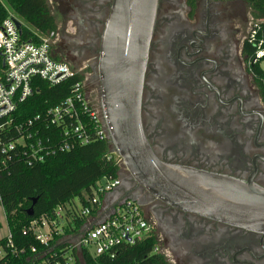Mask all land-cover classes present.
<instances>
[{
	"label": "flooded vegetation",
	"instance_id": "af4514ba",
	"mask_svg": "<svg viewBox=\"0 0 264 264\" xmlns=\"http://www.w3.org/2000/svg\"><path fill=\"white\" fill-rule=\"evenodd\" d=\"M112 1L47 2L56 24L53 52L78 70L85 99L100 110L97 67ZM256 19L248 0H157L140 118L161 162L264 190V77L254 71L248 42ZM120 178L110 194L140 206L167 264H264V235L182 212L125 171Z\"/></svg>",
	"mask_w": 264,
	"mask_h": 264
},
{
	"label": "trees",
	"instance_id": "16d2710c",
	"mask_svg": "<svg viewBox=\"0 0 264 264\" xmlns=\"http://www.w3.org/2000/svg\"><path fill=\"white\" fill-rule=\"evenodd\" d=\"M248 1L254 16L264 19V0ZM9 12L21 20L20 33L25 41L37 42L31 31L43 35L56 30L47 0H0V25L9 17ZM249 54H253L250 48ZM254 71L264 77L257 65ZM81 81L79 74L54 86L34 79L32 95L16 105L15 123L38 117L39 120L33 123L32 132H37L34 140L38 139L42 144L49 140L50 144L57 145L62 141L63 127L48 125L45 113L72 97L74 85ZM79 116L86 124L87 116ZM92 127L91 124L90 129ZM4 133L6 138L16 137L12 129ZM88 135L90 141L87 144L74 143L67 151H55L45 156L42 162L30 165L28 156L19 149L11 153L9 160L0 156V206L8 229V236L0 239V264H64L69 256L73 258V264H167L162 255L153 252L156 242L153 237L133 246L120 245L113 259L107 255L91 257L85 250L79 255L75 249L68 253L69 245L61 241L60 236H54L46 245L36 240L31 223L39 222L41 218L51 221L57 207L64 211L63 235H78L84 219L78 218V208L73 200L77 199L81 208L87 206L91 189L99 180L119 176V167L108 159L111 152L109 141L95 139L91 130ZM30 207L32 215L28 216L26 211ZM94 212L95 209L90 214Z\"/></svg>",
	"mask_w": 264,
	"mask_h": 264
},
{
	"label": "built area",
	"instance_id": "2783aa9c",
	"mask_svg": "<svg viewBox=\"0 0 264 264\" xmlns=\"http://www.w3.org/2000/svg\"><path fill=\"white\" fill-rule=\"evenodd\" d=\"M15 21L18 20L8 17L0 25V156L9 160L11 153L19 149L20 153L28 156L30 165L42 162L45 156L55 151H67L74 143L87 144L90 141L88 130L94 133L95 139H107L102 112L100 109L94 110L85 99L83 80L74 85L72 97L64 99L45 113L48 125L63 127L62 141L57 145L50 144L49 140L46 144L38 139L34 140L37 132H32L33 123L39 120L38 117L24 123H15L13 113L16 105L32 95L34 79L54 86L78 74L55 56L52 49L54 31L43 35L31 31L37 42L25 41L20 33L22 23L18 21L20 26L17 28ZM248 42L253 47L251 62L259 67L264 76V19H256L249 31ZM80 114L82 117L87 116L86 124L82 123ZM7 129H12L16 137L6 138L4 132ZM108 159H112L119 167V176L99 180L91 189L87 206H78V218L84 219L78 228V235H63L64 211L62 207H57L51 221L41 218L39 222L31 223V229L39 243L46 245L54 236H60L61 241L69 245L68 253L75 249L79 255L85 250L91 257L107 255L113 259L120 245L133 246L154 238V231L144 220L140 206L130 199H120L108 206L100 214L104 218L96 224L88 222L91 211L101 208L102 198L120 185V176L124 171L121 159L112 151ZM153 252L159 253L156 242ZM64 264H73V258L67 257Z\"/></svg>",
	"mask_w": 264,
	"mask_h": 264
},
{
	"label": "water",
	"instance_id": "95a60500",
	"mask_svg": "<svg viewBox=\"0 0 264 264\" xmlns=\"http://www.w3.org/2000/svg\"><path fill=\"white\" fill-rule=\"evenodd\" d=\"M156 8L157 0H113L104 24L97 69L111 151L133 182L164 204L264 235L262 188L250 180L161 162L144 137L141 96ZM26 214L32 215V207Z\"/></svg>",
	"mask_w": 264,
	"mask_h": 264
},
{
	"label": "crops",
	"instance_id": "0c3cea01",
	"mask_svg": "<svg viewBox=\"0 0 264 264\" xmlns=\"http://www.w3.org/2000/svg\"><path fill=\"white\" fill-rule=\"evenodd\" d=\"M120 199L117 197H114L111 194H106L102 198V205L101 208L97 209L87 220L91 224H96L98 221L102 220L104 218V215H100L104 209H106L108 206L110 207L112 204L118 202ZM8 235V229H7V234ZM4 236V237H5Z\"/></svg>",
	"mask_w": 264,
	"mask_h": 264
},
{
	"label": "rangeland",
	"instance_id": "374dc122",
	"mask_svg": "<svg viewBox=\"0 0 264 264\" xmlns=\"http://www.w3.org/2000/svg\"><path fill=\"white\" fill-rule=\"evenodd\" d=\"M49 1V0H48ZM47 1V2H48ZM49 5V4H48ZM49 8H51V6L49 5ZM9 17H14V18H16L17 19V16L15 15V14H13L12 12H9V15H8ZM20 23H22L21 22V20H19V19H17ZM53 47H54V45H53ZM52 47V48H53ZM55 54V56H57V54H56V52L54 53ZM73 71H75V72H78V70H76V69H73V68H71ZM84 89V88H83ZM89 103V102H88ZM89 105L94 109V110H99V108H98V106L96 105V104H93V103H89ZM73 203L75 204V205H77V208H78V200L77 199H74L73 200ZM44 231H46V230H44ZM7 234V226H6V223H5V219H4V215H3V211H2V208H1V206H0V239L1 238H3L5 235Z\"/></svg>",
	"mask_w": 264,
	"mask_h": 264
}]
</instances>
